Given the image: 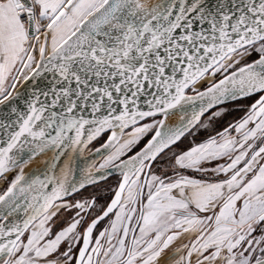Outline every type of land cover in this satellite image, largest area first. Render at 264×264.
Instances as JSON below:
<instances>
[{"label":"snow or ice","instance_id":"obj_1","mask_svg":"<svg viewBox=\"0 0 264 264\" xmlns=\"http://www.w3.org/2000/svg\"><path fill=\"white\" fill-rule=\"evenodd\" d=\"M0 264H264V0H0Z\"/></svg>","mask_w":264,"mask_h":264},{"label":"bare ground","instance_id":"obj_2","mask_svg":"<svg viewBox=\"0 0 264 264\" xmlns=\"http://www.w3.org/2000/svg\"><path fill=\"white\" fill-rule=\"evenodd\" d=\"M40 159L41 158H37L36 160H34L33 162L35 163V165L34 166H38L39 164H40ZM31 167V166H30ZM33 167V166H32ZM28 169H26V171H27Z\"/></svg>","mask_w":264,"mask_h":264},{"label":"rangeland","instance_id":"obj_3","mask_svg":"<svg viewBox=\"0 0 264 264\" xmlns=\"http://www.w3.org/2000/svg\"><path fill=\"white\" fill-rule=\"evenodd\" d=\"M34 165H35V163H34V162H32V164H30V165H29V167H30V166L32 167V166H34ZM26 169H27V168H26Z\"/></svg>","mask_w":264,"mask_h":264}]
</instances>
